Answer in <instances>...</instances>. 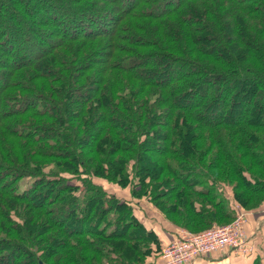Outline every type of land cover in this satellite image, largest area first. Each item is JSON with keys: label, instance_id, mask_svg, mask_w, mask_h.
<instances>
[{"label": "trees", "instance_id": "trees-1", "mask_svg": "<svg viewBox=\"0 0 264 264\" xmlns=\"http://www.w3.org/2000/svg\"><path fill=\"white\" fill-rule=\"evenodd\" d=\"M230 197L264 205V0H0V264H146L131 200Z\"/></svg>", "mask_w": 264, "mask_h": 264}, {"label": "built area", "instance_id": "built-area-1", "mask_svg": "<svg viewBox=\"0 0 264 264\" xmlns=\"http://www.w3.org/2000/svg\"><path fill=\"white\" fill-rule=\"evenodd\" d=\"M246 215L239 210L238 217L223 225H212L199 232L181 229L169 238L162 249L161 259L165 264H190L199 256H207L214 251L230 249L236 254H248L252 243L244 228Z\"/></svg>", "mask_w": 264, "mask_h": 264}, {"label": "crops", "instance_id": "crops-1", "mask_svg": "<svg viewBox=\"0 0 264 264\" xmlns=\"http://www.w3.org/2000/svg\"><path fill=\"white\" fill-rule=\"evenodd\" d=\"M129 195V193H127ZM125 196V195H124ZM247 223L246 229L248 240L252 243L251 251L248 254H236L227 249L225 251H214L207 256H199L190 264H264V205L246 212ZM136 215L143 220L148 227H153L154 230L164 232L162 235V245L166 246L169 237L177 235L181 232L182 227H178L169 220H164L160 215L156 216L148 211L136 209ZM146 264H165L158 255H153L149 258Z\"/></svg>", "mask_w": 264, "mask_h": 264}, {"label": "rangeland", "instance_id": "rangeland-1", "mask_svg": "<svg viewBox=\"0 0 264 264\" xmlns=\"http://www.w3.org/2000/svg\"><path fill=\"white\" fill-rule=\"evenodd\" d=\"M98 181H100V180H98ZM23 182H24V180H23ZM23 182H22V185H23ZM101 183H103V185L104 186H106V188H107V190H110V191H113V192H115V193H117V195L119 196V197H125V198H128V199H130L131 197H130V195H127V193H129L128 192V188H124V189H119V188H115V187H113V185H111V184H107L105 181H103V180H101L100 181ZM25 183V182H24ZM125 195V196H124ZM229 196H232V195H229ZM231 198V201H232V203H233V207H234V211H235V218H237L238 217V213H239V210H242L243 212H244V214L246 215V222H245V225H244V228L246 229V223H247V214H246V212H250V211H252V210H254V209H252V210H246V209H244L242 206H241V204L238 202V201H236V200H234L232 197H230ZM132 199V198H131ZM132 202H131V204H133V206H134V209H139V210H143V212H146V211H148L149 213H151V214H155L156 216H158V212H157V210H156V208L154 207V205L153 204H151V203H149L145 198H135L134 200H131ZM160 216L159 217H161L162 219H164V220H166L167 218H165L163 215H161V214H159ZM234 218V219H235ZM168 220V219H167ZM226 223H228V222H226ZM215 225V224H214ZM217 225H223V224H217ZM184 229V228H183ZM247 230V229H246ZM157 231V233L162 237V235H164V232H162V231H159V230H156Z\"/></svg>", "mask_w": 264, "mask_h": 264}]
</instances>
